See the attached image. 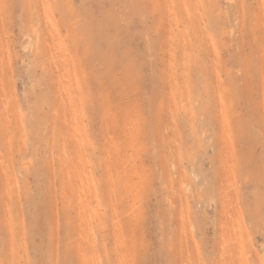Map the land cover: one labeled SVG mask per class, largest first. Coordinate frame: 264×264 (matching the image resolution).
Masks as SVG:
<instances>
[{
    "label": "rangeland",
    "instance_id": "obj_1",
    "mask_svg": "<svg viewBox=\"0 0 264 264\" xmlns=\"http://www.w3.org/2000/svg\"><path fill=\"white\" fill-rule=\"evenodd\" d=\"M0 99V264H264V0H0Z\"/></svg>",
    "mask_w": 264,
    "mask_h": 264
},
{
    "label": "bare ground",
    "instance_id": "obj_2",
    "mask_svg": "<svg viewBox=\"0 0 264 264\" xmlns=\"http://www.w3.org/2000/svg\"><path fill=\"white\" fill-rule=\"evenodd\" d=\"M41 54H43V51H42V53ZM55 82H56V80H55ZM57 84V83H56ZM1 100V99H0ZM14 109V108H13ZM16 114V113H15ZM14 117H15V115H14ZM55 118V117H54ZM57 122H59V121H57ZM15 127V126H14ZM16 129V128H15ZM17 132V131H16ZM19 133V132H18ZM62 149V148H61ZM60 151V150H59ZM74 190H75V188H74ZM79 190V189H78ZM85 214V213H84ZM82 218H83V216H82ZM83 222V221H82ZM83 224V223H82ZM79 227V226H78ZM81 227V226H80ZM78 230H81V229H78ZM77 230V231H78ZM92 242V241H91ZM93 245V244H92ZM90 246H91V244H90ZM91 248V247H90Z\"/></svg>",
    "mask_w": 264,
    "mask_h": 264
}]
</instances>
